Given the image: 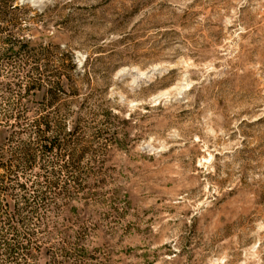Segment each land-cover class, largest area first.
I'll return each mask as SVG.
<instances>
[{
  "label": "rangeland",
  "instance_id": "rangeland-1",
  "mask_svg": "<svg viewBox=\"0 0 264 264\" xmlns=\"http://www.w3.org/2000/svg\"><path fill=\"white\" fill-rule=\"evenodd\" d=\"M16 6L0 3V264H264V0ZM44 122L62 126L45 155Z\"/></svg>",
  "mask_w": 264,
  "mask_h": 264
},
{
  "label": "trees",
  "instance_id": "trees-1",
  "mask_svg": "<svg viewBox=\"0 0 264 264\" xmlns=\"http://www.w3.org/2000/svg\"><path fill=\"white\" fill-rule=\"evenodd\" d=\"M17 0H0V3H3V5H5V7H8L10 10L11 9H17L18 7H13V3L16 2ZM89 61H91V58H89L88 56L85 58L83 64H82V67H84L81 71L78 69L77 67V64L75 63L74 61V58L71 56L70 57V69L72 70V72H74L76 75H85L86 73V68L84 65H86L87 63H89ZM103 118H102V122H104V124L106 125H112L114 124V118L115 116L112 115L111 111L105 109L103 111V114H102ZM43 126H44V129L41 130L43 132L42 135L39 136L41 142H43L41 145V152L43 155H45L47 152H50L53 148H58L62 145V143H60L61 141H59V139L57 138V136L59 135L58 132H60V130L62 129V126L60 124H58L57 126H55V133H54V136L52 135L51 137H46L45 136V131H49L51 130V126L48 125V122H44L43 123ZM75 129H77L76 127H74V131ZM73 133L75 132H72L70 133V137L72 135H74ZM77 140V139H73V143L74 141ZM109 140H111L109 138ZM75 145V143H74ZM70 153L69 156L71 157V159L75 158L76 159V155L77 154V150L75 151V149H73L72 151H69ZM30 153L27 152V151H24L23 153V157L21 158V160H23V162H26V163H29V158H31V155H29ZM80 156V155H79ZM33 158V156H32ZM22 188V186H21ZM13 217L14 215L12 213H6V218H8V220L5 221V224L7 223L8 227L10 228V231H14L15 230V227L12 225V221H13ZM18 249V247H15V245H7L6 246V249H5V255L7 256V258L10 260V261H14L16 258H14V251L15 249Z\"/></svg>",
  "mask_w": 264,
  "mask_h": 264
},
{
  "label": "water",
  "instance_id": "water-1",
  "mask_svg": "<svg viewBox=\"0 0 264 264\" xmlns=\"http://www.w3.org/2000/svg\"><path fill=\"white\" fill-rule=\"evenodd\" d=\"M157 73L156 71H150L148 74L145 75V77L151 76L152 74Z\"/></svg>",
  "mask_w": 264,
  "mask_h": 264
}]
</instances>
